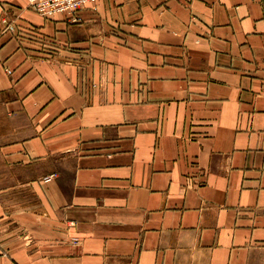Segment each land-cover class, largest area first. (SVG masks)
I'll list each match as a JSON object with an SVG mask.
<instances>
[{
    "label": "crops",
    "instance_id": "obj_1",
    "mask_svg": "<svg viewBox=\"0 0 264 264\" xmlns=\"http://www.w3.org/2000/svg\"><path fill=\"white\" fill-rule=\"evenodd\" d=\"M263 7L0 0V264H264Z\"/></svg>",
    "mask_w": 264,
    "mask_h": 264
},
{
    "label": "built area",
    "instance_id": "obj_2",
    "mask_svg": "<svg viewBox=\"0 0 264 264\" xmlns=\"http://www.w3.org/2000/svg\"><path fill=\"white\" fill-rule=\"evenodd\" d=\"M96 1L97 0H26V5L41 16L49 17L55 14H62L66 19L75 22L79 20V12L93 5ZM50 178L51 175L45 177L46 180Z\"/></svg>",
    "mask_w": 264,
    "mask_h": 264
},
{
    "label": "rangeland",
    "instance_id": "obj_3",
    "mask_svg": "<svg viewBox=\"0 0 264 264\" xmlns=\"http://www.w3.org/2000/svg\"><path fill=\"white\" fill-rule=\"evenodd\" d=\"M94 5V4H93ZM93 5H90L89 7L93 6ZM85 9V8H84Z\"/></svg>",
    "mask_w": 264,
    "mask_h": 264
}]
</instances>
